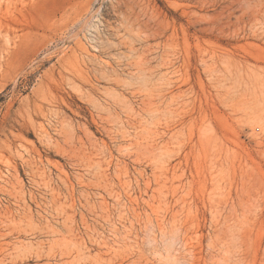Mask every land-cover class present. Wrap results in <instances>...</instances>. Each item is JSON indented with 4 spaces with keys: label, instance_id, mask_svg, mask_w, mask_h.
<instances>
[{
    "label": "rangeland",
    "instance_id": "1",
    "mask_svg": "<svg viewBox=\"0 0 264 264\" xmlns=\"http://www.w3.org/2000/svg\"><path fill=\"white\" fill-rule=\"evenodd\" d=\"M0 264H264V0H0Z\"/></svg>",
    "mask_w": 264,
    "mask_h": 264
}]
</instances>
